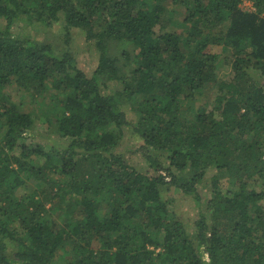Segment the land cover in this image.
Returning a JSON list of instances; mask_svg holds the SVG:
<instances>
[{"label": "trees", "instance_id": "16d2710c", "mask_svg": "<svg viewBox=\"0 0 264 264\" xmlns=\"http://www.w3.org/2000/svg\"><path fill=\"white\" fill-rule=\"evenodd\" d=\"M168 1L184 13L180 29L168 30ZM24 16L83 30L98 49L93 72L69 50L14 34ZM212 46L231 50L227 79ZM49 82L68 96L46 149L4 89L39 94ZM212 85L216 112L185 117L183 103ZM256 176L264 0H0V264H264L263 194L247 189ZM173 188L197 207L192 222L170 210Z\"/></svg>", "mask_w": 264, "mask_h": 264}, {"label": "rangeland", "instance_id": "374dc122", "mask_svg": "<svg viewBox=\"0 0 264 264\" xmlns=\"http://www.w3.org/2000/svg\"><path fill=\"white\" fill-rule=\"evenodd\" d=\"M168 7V13L166 18L171 19V24L168 30H176L182 28V23L184 19L183 11L175 4L170 1L164 3ZM239 8L243 11H253V5L250 2L244 1L239 5ZM63 21L57 23L48 24L46 22H39L35 19L29 20L26 16L22 17L13 27L12 31L14 34L19 36L28 35L32 39L44 41L53 46L57 53H62L63 51L69 50L73 53L77 59L80 67L91 74L94 70L97 61L98 49L94 45H90L86 39L85 32L79 28H67L64 27ZM116 50H120L126 47V43H117ZM222 46H212L210 47L211 52H215L219 55L218 60V80L227 79L232 74V56L229 53L231 50H223ZM216 86L212 85L203 89L202 94H198L194 99L185 101L183 103L182 112L185 117H193L194 113L199 108H204L207 112L215 111L216 106L213 101V97L216 94ZM4 93L8 96L9 100L16 103L20 111H25L31 113L34 118L35 124L34 128L30 133V136L34 142L42 143L46 145V149H51L52 142L58 137L55 127V119L64 110V101L68 96V91H63L53 87L51 82L47 84V87L43 92L36 94L32 90H27L19 87L18 85L11 84L5 87ZM53 125V126H50ZM52 127V128H50ZM60 141H66V139H61ZM69 141V139L67 140ZM127 143L124 139L123 144L118 148V151H126ZM21 150H16L15 153L18 154ZM133 162L140 168L147 166L141 158H133ZM47 176H50L47 175ZM52 178L65 179L63 176H51ZM45 187L44 184H41ZM45 182V181H44ZM36 183L32 181L30 186H34ZM220 186L223 191H226L231 187L229 182L228 173L226 171L222 172L220 177ZM28 187V186H27ZM41 187V188H42ZM248 190H255L263 194L260 198L259 204L264 207V177H254L248 181ZM28 191L23 188H18L15 195L24 194ZM207 191V189L205 190ZM170 210L176 214V216L183 221L192 222L197 216V207L193 201L178 188H173L170 191ZM50 203L47 204V207ZM53 213V217L57 219L60 224L65 223L69 218L60 210H56ZM166 264V263H164Z\"/></svg>", "mask_w": 264, "mask_h": 264}]
</instances>
